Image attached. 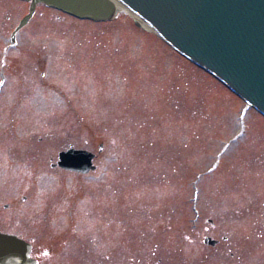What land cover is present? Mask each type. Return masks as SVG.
<instances>
[{"label": "rangeland", "instance_id": "374dc122", "mask_svg": "<svg viewBox=\"0 0 264 264\" xmlns=\"http://www.w3.org/2000/svg\"><path fill=\"white\" fill-rule=\"evenodd\" d=\"M29 6L0 0V230L38 264H264V116L126 12L40 3L11 44Z\"/></svg>", "mask_w": 264, "mask_h": 264}, {"label": "water", "instance_id": "95a60500", "mask_svg": "<svg viewBox=\"0 0 264 264\" xmlns=\"http://www.w3.org/2000/svg\"><path fill=\"white\" fill-rule=\"evenodd\" d=\"M27 1H31V9L25 21L37 3L94 20H110L121 11L113 0ZM117 1L264 114V0ZM94 158L88 150L71 148L59 153L58 165L88 173L96 168ZM204 242L215 245L217 240L206 236ZM31 250L32 245L24 239L0 232V264H37Z\"/></svg>", "mask_w": 264, "mask_h": 264}, {"label": "bare ground", "instance_id": "6f19581e", "mask_svg": "<svg viewBox=\"0 0 264 264\" xmlns=\"http://www.w3.org/2000/svg\"><path fill=\"white\" fill-rule=\"evenodd\" d=\"M113 2L115 3L116 8L118 10H122L126 13L128 12L129 14H132L135 17V15L123 3H121L117 0H113ZM135 18H137L141 22V24L144 25L145 28H147L148 30L150 29V27L143 20L139 19L138 17H135Z\"/></svg>", "mask_w": 264, "mask_h": 264}, {"label": "flooded vegetation", "instance_id": "af4514ba", "mask_svg": "<svg viewBox=\"0 0 264 264\" xmlns=\"http://www.w3.org/2000/svg\"><path fill=\"white\" fill-rule=\"evenodd\" d=\"M14 29H15V27H14ZM14 29H13V30H14ZM13 30H12V32H13ZM54 167H55V166H54ZM1 231H2V230H1ZM4 232H5V231H4ZM8 233H9V232H8ZM12 234H13V233H12Z\"/></svg>", "mask_w": 264, "mask_h": 264}]
</instances>
